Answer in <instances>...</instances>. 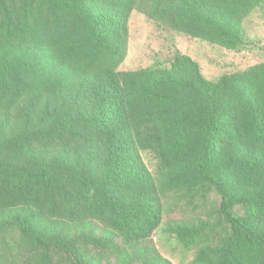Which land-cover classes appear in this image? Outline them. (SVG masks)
Here are the masks:
<instances>
[{"label": "trees", "instance_id": "trees-1", "mask_svg": "<svg viewBox=\"0 0 264 264\" xmlns=\"http://www.w3.org/2000/svg\"><path fill=\"white\" fill-rule=\"evenodd\" d=\"M263 1L155 0L152 17L239 51ZM137 2L0 0V264H171L142 150L168 188L220 195L229 234L198 261L264 264V63L217 82L182 55L121 72Z\"/></svg>", "mask_w": 264, "mask_h": 264}, {"label": "rangeland", "instance_id": "rangeland-1", "mask_svg": "<svg viewBox=\"0 0 264 264\" xmlns=\"http://www.w3.org/2000/svg\"><path fill=\"white\" fill-rule=\"evenodd\" d=\"M154 1L138 0L133 10L126 58L119 71L170 67L177 55H182L197 64L207 80L217 82L224 75L264 63V1L242 21L244 48L239 51L155 20L152 17ZM142 157L157 180L164 203L163 220L149 239L153 249L171 264H202L198 261L201 250L218 247L221 239L229 234L219 213L220 195L216 190L209 194H187L183 190L170 189L166 186V171L162 169L157 153L142 150ZM235 213L244 215V210L236 207ZM202 225L216 228L203 229L197 242L190 245L182 243L175 233L180 227L201 228Z\"/></svg>", "mask_w": 264, "mask_h": 264}]
</instances>
